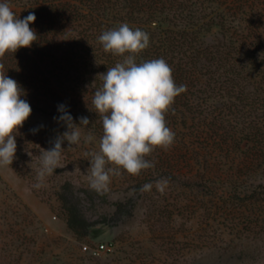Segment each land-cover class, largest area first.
<instances>
[{
  "label": "rangeland",
  "instance_id": "rangeland-1",
  "mask_svg": "<svg viewBox=\"0 0 264 264\" xmlns=\"http://www.w3.org/2000/svg\"><path fill=\"white\" fill-rule=\"evenodd\" d=\"M77 109L71 116L80 142H63L59 166L42 187H35L40 154L68 130L55 119L58 105L32 108L14 133V159L0 165V264H264V175L245 168V150L236 144L210 150L208 174L202 162L189 161L197 157L188 149L197 139L183 135L179 143L182 133L172 127L174 143L145 157L155 167L139 175L121 168L99 194L89 187L86 154L98 151L103 129L95 123L102 121ZM81 117L89 124L82 125ZM89 135L93 139L85 143ZM228 173L235 174L233 182ZM162 177L169 181L163 194L155 187ZM149 182L152 190L141 192ZM72 206L85 219L80 232L67 221ZM104 241L113 247L101 255L85 249Z\"/></svg>",
  "mask_w": 264,
  "mask_h": 264
},
{
  "label": "trees",
  "instance_id": "trees-1",
  "mask_svg": "<svg viewBox=\"0 0 264 264\" xmlns=\"http://www.w3.org/2000/svg\"><path fill=\"white\" fill-rule=\"evenodd\" d=\"M4 2L17 18L36 16L29 25L37 34L32 45L0 57V74L18 82L33 109L63 104L72 115L78 108L101 121L92 105L100 74L123 57L105 52L98 37L126 22L150 36L137 62L163 58L177 86L186 85L165 119L182 133L179 143L183 135L197 139L188 147L197 157L189 161L202 162L208 173L210 150L236 144L246 151L245 168L264 175V0ZM209 32L215 35L206 41ZM234 175L225 174L231 182ZM67 209L69 226L80 232L85 219L76 206Z\"/></svg>",
  "mask_w": 264,
  "mask_h": 264
},
{
  "label": "clouds",
  "instance_id": "clouds-1",
  "mask_svg": "<svg viewBox=\"0 0 264 264\" xmlns=\"http://www.w3.org/2000/svg\"><path fill=\"white\" fill-rule=\"evenodd\" d=\"M35 20L34 13L17 18L8 3H0V57L32 45L37 34L29 25ZM98 42L105 52L123 57L100 74L102 86L95 90L92 99L102 121L103 134L98 151L86 154L90 157L89 187L104 194L109 190L111 176H120L121 168L131 175H139L142 170L155 167L146 156L156 147L167 150L174 143L175 133L167 126L165 114L175 97L186 91V85L177 86L173 69L163 58L137 62L136 56L150 44L149 33L140 28L121 23L103 31ZM22 94L16 80L0 74V165L12 163L17 150L14 133L32 113L29 102L21 99ZM58 111L61 115L55 119L64 122L68 130L55 138L51 149L40 154L37 188L42 187L45 177L59 166L63 142L67 140L74 145L81 139V132L66 106L58 105ZM80 122L85 126L89 124L86 117H81ZM31 131L35 133L38 129ZM92 139L91 135L86 136L85 143ZM168 182L162 177L155 181V187L163 194ZM152 188L153 183L149 182L143 184L140 191L150 192Z\"/></svg>",
  "mask_w": 264,
  "mask_h": 264
},
{
  "label": "built area",
  "instance_id": "built-area-1",
  "mask_svg": "<svg viewBox=\"0 0 264 264\" xmlns=\"http://www.w3.org/2000/svg\"><path fill=\"white\" fill-rule=\"evenodd\" d=\"M85 247L86 250L90 249L92 255L98 256L101 255L103 252L112 249L113 243L104 241L97 243L95 246H91V247L85 246Z\"/></svg>",
  "mask_w": 264,
  "mask_h": 264
}]
</instances>
